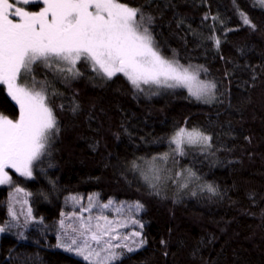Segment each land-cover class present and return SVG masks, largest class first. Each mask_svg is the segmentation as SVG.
Masks as SVG:
<instances>
[{
  "label": "trees",
  "instance_id": "obj_1",
  "mask_svg": "<svg viewBox=\"0 0 264 264\" xmlns=\"http://www.w3.org/2000/svg\"><path fill=\"white\" fill-rule=\"evenodd\" d=\"M122 2L152 17L161 54L200 68L199 79L216 84L214 101L202 103L180 88L144 85L139 91L122 74L102 78L83 61L76 76L39 67L59 132L31 178L8 169L12 184L29 194L38 220L21 238L12 230L0 235V264H88L55 244L69 200L94 193L101 201L143 206L137 217L145 243L123 249L113 264H264V5ZM241 14L255 27L245 25ZM0 113L18 115L2 86ZM180 128L204 132L211 147L170 151ZM168 151L169 167L190 171L197 188L179 187L180 176L154 186L141 178L143 163ZM8 200L0 185V225L10 219Z\"/></svg>",
  "mask_w": 264,
  "mask_h": 264
},
{
  "label": "snow or ice",
  "instance_id": "obj_2",
  "mask_svg": "<svg viewBox=\"0 0 264 264\" xmlns=\"http://www.w3.org/2000/svg\"><path fill=\"white\" fill-rule=\"evenodd\" d=\"M259 3L264 5V0ZM29 5L38 10H28L25 6ZM243 23L255 27L247 16H243ZM151 24V16L146 17L139 8L122 0H0V86L18 106L15 119L0 113V185L13 183L8 169L31 178L34 165L59 132L48 102L50 85L32 75L36 65L76 76L80 74L77 64L84 61L107 79L122 74L139 91H144V85L183 87L190 96L205 103L215 98L216 84L199 79L200 68L184 67L178 60L161 54L155 46ZM215 44L219 47L220 40L215 39ZM29 76L30 83L21 82ZM77 107L74 105L71 110L75 112ZM211 139L199 129L180 128L171 143L183 155L185 144L210 148ZM166 158L165 155L160 159ZM207 188L209 192L216 191L211 185ZM71 199L79 210L62 213L57 247L74 252L88 264H113L119 258L117 248L133 251L127 241L141 237V232L121 233L120 229L128 227L129 222L143 228L134 218L142 209L141 204L113 207L112 200L101 204L90 196L84 206L82 198ZM94 209L99 211L93 214ZM105 210H111L113 218ZM8 214L13 221L19 218L12 204ZM31 215L28 208L25 226ZM8 227L0 226V233ZM143 243L140 239L138 246Z\"/></svg>",
  "mask_w": 264,
  "mask_h": 264
},
{
  "label": "rangeland",
  "instance_id": "obj_3",
  "mask_svg": "<svg viewBox=\"0 0 264 264\" xmlns=\"http://www.w3.org/2000/svg\"><path fill=\"white\" fill-rule=\"evenodd\" d=\"M25 7L28 10H30L28 6H25ZM32 10L35 11V10H38V9H32ZM166 58H168V59H174V58H170V57H166ZM41 66H43V64H39V65L34 66V72L32 74V75H35L36 79L37 80H40V81L42 79L38 75V68L41 67ZM183 66L184 67H189L190 65H185L184 64ZM192 67L196 68V66H192ZM117 75H120V74H117ZM99 76L102 77V78H105V77H103L100 74H99ZM21 82H28V83H30L31 82V76H29L26 81L22 78V81ZM151 86H153V85H151ZM177 88H180L183 91H186L188 93V90L186 88H183V87H177ZM192 98L195 99L194 97H192ZM195 100H197V99H195ZM198 101H201L202 103H205L202 100H198ZM213 101H214V99L211 100V102H208V103H212ZM205 104H207V103H205ZM171 140H172V138L169 141L170 151H172V152L174 151V153H177V151L175 150L176 149V145L173 144V143H171ZM51 142H52V139H51L50 143ZM187 147L198 148V147H201V146H199V145L189 146V145L185 144L183 146V149L184 148H187ZM170 151L166 152V154H164L163 156H161V157H164L166 155L167 156L166 159H160L161 157H157L155 160H152V161H148L146 163H143L144 170L143 171L140 170L141 178H143V180L146 182V184H148L150 186H154L155 184H157V182H159L164 177H167V179L168 178L169 179L170 178H172V179H178V177L180 176V179H182V180H181V182L179 184V187H181L183 189H184V186L185 187L186 186H191V187L197 188V186H196V183L197 182L194 180V176L192 175V173L190 171L189 172H184L183 170H180V169L177 170V168L169 167V163L168 162H170V159H171L170 157L172 156L171 155L172 153H170ZM174 167H175V163H174ZM178 173L180 175H177ZM145 175L148 176V179L147 180L145 179ZM156 177H158V179ZM164 179H166V178H164ZM3 186L7 187V189H8V195H9L8 202H9V205L12 204L14 206V208L17 211L18 216H19L18 220H15V221H13L11 219V217H10L9 221L7 222V224H5V225H10V227H8V229L5 232L12 230V231H14L17 234L18 237L21 238L23 236V235L21 236V233L24 234V232L30 227V225L34 221H37L38 219L35 217V215H33V212H32V209H31V213H32L31 219H30L29 223L27 224V226H25V216H26V213H27L28 208H31V204H29V194L20 185H13V184H11V185H3ZM16 188H21V189H23V191L17 193L15 191ZM90 196L91 197H94L95 201L98 202V203H101V204L102 203H107L109 201V200L101 201L100 198H99L98 193L89 194V195H86V196L83 195V196H73V197H77L78 199H81L82 198L81 199V203L84 206H87L88 205V197H90ZM25 201H26V203H25ZM112 201H114V200H112ZM69 202H70L69 203L70 210L69 211H66V212H63V214H71L73 211H78L79 210V205L74 204V202L72 201V199H70ZM121 204H124L125 206L132 205V204H130L128 202H118V201L115 200L113 207H118ZM98 211H99L98 209H94L93 210V214H96ZM105 214L108 215L110 219L113 218V216H114V213L111 210H105ZM85 215H87V213ZM63 218L64 217L62 216V219ZM134 218L137 219V220H139V218L137 217V213H135ZM140 223H141V221H140ZM5 225H0V226H5ZM134 231H140L141 232V237H133L132 239L128 240L127 243H128V246L129 247L133 248V250H137V249H139L141 247V246H138V241L140 239H142V231H141V228L139 227V225H132L129 222V226L128 227L121 228L120 229V232L121 233H131V232H134ZM1 234L2 233H0V235ZM59 235H60V227H59V232L57 233V239H56V244H55L56 247H57L58 236ZM133 241H137V242L134 243ZM120 243H124V241H120ZM57 248L60 249V250H62L63 252L66 251L62 247H57ZM123 249H125L126 251H128L127 248H117V249H115V251H116V253H117V255H118L119 258L123 255ZM66 252H68V251H66ZM68 253H71L72 255H76L74 252H68ZM78 257H80V256H78ZM80 258L83 259L82 257H80Z\"/></svg>",
  "mask_w": 264,
  "mask_h": 264
}]
</instances>
